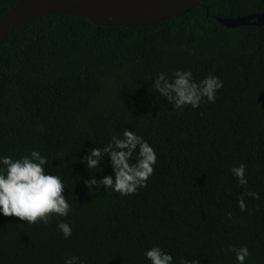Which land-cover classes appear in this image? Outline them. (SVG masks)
Listing matches in <instances>:
<instances>
[{
    "label": "trees",
    "instance_id": "16d2710c",
    "mask_svg": "<svg viewBox=\"0 0 264 264\" xmlns=\"http://www.w3.org/2000/svg\"><path fill=\"white\" fill-rule=\"evenodd\" d=\"M18 0H0V17ZM264 11V0H201L183 14L144 26H102L68 15L32 18L0 43V155L39 149L65 182V217L31 226L0 214V264H148L159 244L199 264H264V23L229 27L216 17ZM190 70L223 81L214 102L183 111L155 93L157 73ZM124 128L154 148L147 186L121 195L80 162ZM67 152L63 159L54 158ZM244 163L247 184L231 168ZM97 179L111 174L105 155ZM245 195L246 208L237 200ZM231 215H226V213ZM72 227L65 238L57 227Z\"/></svg>",
    "mask_w": 264,
    "mask_h": 264
},
{
    "label": "clouds",
    "instance_id": "9594fccd",
    "mask_svg": "<svg viewBox=\"0 0 264 264\" xmlns=\"http://www.w3.org/2000/svg\"><path fill=\"white\" fill-rule=\"evenodd\" d=\"M152 81L155 93L170 102L177 111H183L185 106L198 108L205 99L209 103L214 102L217 91L223 87V81L216 75L208 74L197 81L190 70L182 69H175L171 76L159 72ZM67 154L57 153L54 158L63 159ZM105 155L112 171L97 179L92 174L102 170L101 160ZM79 159L88 170H93L90 178L84 181L90 193L97 191L92 188L93 185H103V189L110 188L121 195H129L147 186L157 155L142 135L124 128L119 135L112 134L106 143L87 149ZM46 165H50V160L39 149H32L18 158L0 155V214L18 217L27 221L28 226L37 222L46 225L53 218L69 214L71 204L62 194L64 179L59 173L46 171ZM245 168L246 165L240 163L230 170L241 185L248 182ZM245 195L259 199L257 192L246 191L237 200L241 211L246 208ZM57 227L65 238L72 233V227L64 220H58ZM218 251L233 253L237 264H245L250 255L247 245H232L227 249L221 247ZM143 257L148 264H175L173 254L159 244L145 248ZM64 264H85V260L73 255L66 258ZM179 264H199V261L195 256L190 259L180 257Z\"/></svg>",
    "mask_w": 264,
    "mask_h": 264
},
{
    "label": "water",
    "instance_id": "95a60500",
    "mask_svg": "<svg viewBox=\"0 0 264 264\" xmlns=\"http://www.w3.org/2000/svg\"><path fill=\"white\" fill-rule=\"evenodd\" d=\"M201 0H18L0 17V43L26 21L48 14H68L102 26L137 27L180 15ZM181 5L187 7L177 10ZM216 19L229 27L264 23V11Z\"/></svg>",
    "mask_w": 264,
    "mask_h": 264
},
{
    "label": "bare ground",
    "instance_id": "6f19581e",
    "mask_svg": "<svg viewBox=\"0 0 264 264\" xmlns=\"http://www.w3.org/2000/svg\"><path fill=\"white\" fill-rule=\"evenodd\" d=\"M186 7H187L186 5H181L180 7L177 8V10H181V9L186 8Z\"/></svg>",
    "mask_w": 264,
    "mask_h": 264
}]
</instances>
